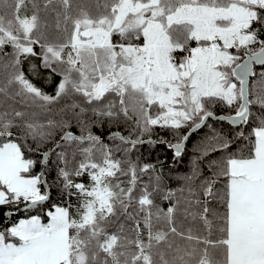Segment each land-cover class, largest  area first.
<instances>
[{"label": "snow or ice", "instance_id": "1", "mask_svg": "<svg viewBox=\"0 0 264 264\" xmlns=\"http://www.w3.org/2000/svg\"><path fill=\"white\" fill-rule=\"evenodd\" d=\"M49 29L55 38L49 39ZM261 34L264 0H0V52L12 49L0 66V95L10 97L12 88L11 98L30 97L45 110L66 96L82 98L65 104L61 119L45 123L37 122L35 113L0 112V206L16 205L20 211L23 204L24 211L43 213L0 231V264H264V93L253 92L250 99L248 88L253 65L264 66ZM37 55L44 68L61 77L54 95L32 83L20 67L22 57ZM217 103L235 106L234 114L215 116ZM252 105L261 111L253 113ZM88 113L95 119H86ZM253 116L257 126L249 135L236 133L248 141L236 152L228 151L233 139L212 129L207 140L217 147L211 151L224 154L209 162L211 175L200 181L199 190L187 189L195 198L183 209L185 218L199 219L203 227L179 230L180 202L165 211L153 199L162 192L170 200L175 192L165 191L155 165L140 166L129 154L145 143L142 137L150 136L154 126L179 134L185 127L200 129L210 118L240 126ZM73 120L79 135L70 130ZM104 120H122L131 130L128 135L112 131L109 147L90 128ZM57 130L59 141L53 139ZM49 139L62 149L57 179L64 192L76 196L74 211L70 203L43 210L50 199L47 190L41 191L47 180L43 171L32 174L36 161L25 152H37ZM188 139L185 134L175 143H156L180 157ZM50 151L43 153L44 161ZM208 154L205 148L203 156ZM149 170L153 175L142 183L140 176ZM85 174L88 185L75 182ZM200 175L194 162L193 175L185 179ZM212 203L218 207H209ZM201 205L202 210H190ZM118 212L133 221L128 233L124 224L108 230ZM173 236L186 241V247L174 246Z\"/></svg>", "mask_w": 264, "mask_h": 264}, {"label": "trees", "instance_id": "2", "mask_svg": "<svg viewBox=\"0 0 264 264\" xmlns=\"http://www.w3.org/2000/svg\"><path fill=\"white\" fill-rule=\"evenodd\" d=\"M29 14L31 10V5H28ZM49 21H52V17H48ZM258 27V26H257ZM49 39L55 38L56 33L52 29H49L47 32ZM118 39V37H117ZM260 39H264V34L260 35ZM195 43L193 42L191 46H194ZM34 50L39 53L40 47L39 45L34 46ZM12 49L11 46H6L5 49L0 52V66L3 65L7 61V56L5 53H11ZM181 55L183 53H180ZM242 55V54H241ZM36 66L33 68V66ZM21 69L24 71L26 77L34 83L37 87L41 88L42 91L49 95L55 94L56 85L59 83L61 79L60 76L51 72V69H46L43 66L42 57L39 55L37 56H28L26 58L22 57ZM254 75L251 76L248 88L250 92V99L254 98L251 94L255 92L256 94L264 93V81L261 79V73H264V66L255 65L253 68ZM4 82V73L2 67H0V85ZM236 82V81H234ZM238 83V82H237ZM10 97L6 98L0 95V112L7 110L11 113L13 110L16 111H23L26 114L35 113V119L39 123H45L48 119L59 120L64 113L61 112V109L64 107L65 104L72 103L73 101L82 102V98L80 96H66L57 101L56 103L49 105L48 108L50 110H45L39 106L40 102L29 98H23L21 96H15L11 98V94L13 93V89H9ZM234 107L230 108L226 104L217 103L213 108L212 111L217 114H233ZM79 111V109H76ZM251 111L253 113H259L261 110L258 105H252ZM70 115V113H69ZM86 119L91 118V113H88L85 117ZM211 125V128L208 127ZM257 126L255 123V116L250 118V121L247 125H240V126H233L227 123L226 121H218L216 119L210 118L206 121L205 125L202 126L200 129L192 132L189 135V139L186 141L182 155L180 157H174V154L170 151L168 147L164 144L160 143H148L145 142L142 145H138L136 149H134L130 154V159L139 163L140 166L143 164H151L155 165L157 172H160L164 178V189L165 191L171 189L175 192V195L170 200L163 199V193H154L153 199L155 204H157L161 209L167 210L169 206L176 203L177 200L180 202L181 211L177 213L176 216V226L181 231H186L188 228H192L194 231L197 229H201L203 227L202 223L197 220H192L191 216L185 218L183 213V209L187 207L186 201L188 199H194L189 195L187 189L192 187L194 189L199 190L198 186L200 181L206 177L211 175V170L209 169L208 165L211 160H216L220 158L224 153L221 151H211L212 148L217 147V145L211 143L207 140V137L211 136L212 129L217 130L218 132H222L224 135H228L230 139H233V143L231 147L228 149L229 152H236L239 149L244 148V146L248 143L247 140L243 138H236V133L238 131L243 130L245 136H248L251 129ZM91 131L93 133L98 134L99 136H104L106 134L111 133L115 130H120L122 134L128 135L129 131L131 130V124L125 125L121 120L120 123H109L107 120L102 122H95L90 125ZM189 128L185 127L180 130L179 134H176L171 129L161 128L159 126H154L152 128L151 135H145L142 137L143 140L153 139L155 142L160 141L161 139H166L171 143L177 142V136H183L187 132ZM72 132L80 134V128L77 126L75 120L72 121V127L70 129ZM14 135H21L19 129H13ZM62 132L57 130L54 133L53 139L55 141L60 140V136ZM135 139V135L132 137ZM103 143L107 144L109 147L113 146V141L111 137H106L102 139ZM116 143H119L118 141ZM28 144L31 145L32 148H36V144L34 141L29 138ZM53 144L52 139L47 140L45 143H42L39 147L37 152H25L26 158H31L36 161L34 168L32 169V174L40 173V162L43 156V153L47 151V149ZM85 146H87V142H85ZM207 148L209 150V154L207 156H203V150ZM61 148H54L52 147V151L49 153V157L47 159L46 164L43 167V172L45 174L44 179L47 180V187L49 189L50 199L45 202L43 205V210H47L53 204H72L73 211L75 207L78 206V200L75 195L69 196L63 190L62 181L57 179V172L58 167H62L63 165L60 164L57 160V153L60 152ZM73 149H69L71 152ZM118 158H123L121 153L116 154ZM77 160L80 159L79 156L76 157ZM195 165L199 166V171L201 175L198 178H194L191 181L185 179V177L193 175V168ZM153 173L151 170L149 172L140 176V181L142 183H148L149 177L152 176ZM121 180L126 181L127 177H120ZM75 182H83L85 185L90 183L89 177L87 174L83 175L82 177L74 178ZM115 183V180L113 181ZM181 189H184L182 192ZM45 185H41V191H45ZM151 191V188H149ZM139 192V188H137V194ZM201 199L203 196L201 194ZM23 204L19 205L21 207ZM16 205H5L0 206V224L3 223V226L0 228V231L4 230L7 227H11L12 224L18 222L20 219L27 218L30 215L40 214L43 215L42 211L40 210H31V211H16ZM203 205L199 207L193 206L190 210L196 212L198 210H202ZM211 208H217L218 205L212 203L209 205ZM11 210V212H17L12 215L7 221H5V213ZM135 205L133 208H130L129 211H134ZM211 218V217H210ZM44 222H47V218L43 217ZM120 224H124L125 232L128 233L129 229L133 226V221L126 220L123 215L117 213L116 217H111L110 223L108 225V230L110 232H114L117 230ZM141 229L143 230V224L141 223ZM134 235V233H132ZM144 238L147 239V232H144ZM171 241L174 243V246L178 245L181 248L186 247L187 242L181 240L180 237L173 236L170 238ZM172 253H169V257L171 258ZM104 254L101 253V259L103 258Z\"/></svg>", "mask_w": 264, "mask_h": 264}, {"label": "water", "instance_id": "3", "mask_svg": "<svg viewBox=\"0 0 264 264\" xmlns=\"http://www.w3.org/2000/svg\"><path fill=\"white\" fill-rule=\"evenodd\" d=\"M254 66H255V65H253V68H254ZM250 78H251V76L248 78V84H249ZM233 114H234V113H233ZM233 114H230V115H233ZM220 115L228 116L227 114H217V115H215V116H220ZM212 119H214V118H212ZM225 121L231 125V123H230L229 121H227V120H225ZM196 130H197V129H196ZM196 130H195V131H196ZM192 132H194V131H190V130L188 129L187 132H186L185 134H187V135L189 136ZM75 134H77V133H75ZM93 134L98 135V134H96V133H93ZM77 135H79V134H77ZM106 137H111V133L102 136V139H103V138H106ZM149 140H151L152 143H156L153 139H147V140H144V141H145V142H148ZM185 143H186V142H184V146H185ZM184 146H183V149H184ZM52 147H53V144L47 149V151H49L50 149H52ZM170 151L174 154V151H173V150L170 149ZM50 152H51V151H50ZM50 152H49V153H50ZM182 152H183V150H182ZM42 161H43V162H42ZM46 162H47V161H44V157L42 156V158H41V162H40V172L43 171V167H44V165L46 164ZM46 190L49 192L48 187H47ZM23 207H24L23 205L20 207V209H21L20 211H24V210H23ZM8 211H9V210H8ZM8 211H7V212H8ZM20 211H17V212H20ZM17 212H11L12 214H11V215H8V216L5 215V221H7L12 215H14V214L17 213ZM2 226H3V223L0 224V228H1Z\"/></svg>", "mask_w": 264, "mask_h": 264}, {"label": "rangeland", "instance_id": "4", "mask_svg": "<svg viewBox=\"0 0 264 264\" xmlns=\"http://www.w3.org/2000/svg\"><path fill=\"white\" fill-rule=\"evenodd\" d=\"M195 46V45H194ZM232 51H235L234 49Z\"/></svg>", "mask_w": 264, "mask_h": 264}]
</instances>
